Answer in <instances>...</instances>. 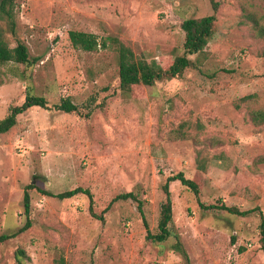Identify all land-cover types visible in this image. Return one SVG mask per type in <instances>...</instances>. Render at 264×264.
I'll return each instance as SVG.
<instances>
[{"label": "rangeland", "instance_id": "rangeland-1", "mask_svg": "<svg viewBox=\"0 0 264 264\" xmlns=\"http://www.w3.org/2000/svg\"><path fill=\"white\" fill-rule=\"evenodd\" d=\"M11 9L37 61L0 63V121L28 93L49 109L28 110L0 135V236H14L0 243V264H264V123L252 120L264 111V0H15ZM214 14L213 37L182 76L120 87L113 40L168 68L184 55L182 23ZM0 31L15 47L3 18ZM71 31L109 47L76 49ZM66 98L77 112L55 109ZM180 172L199 195L172 182L171 235L152 242L164 185ZM77 188L93 203L57 197ZM129 192L148 226L137 202L113 201Z\"/></svg>", "mask_w": 264, "mask_h": 264}, {"label": "trees", "instance_id": "trees-1", "mask_svg": "<svg viewBox=\"0 0 264 264\" xmlns=\"http://www.w3.org/2000/svg\"><path fill=\"white\" fill-rule=\"evenodd\" d=\"M15 0H0V18H3L9 22V28L12 36L15 38V47H11L8 41L5 39L3 32L0 31V63L14 62L21 65H31L37 60H31L28 47L26 43L19 40L16 36V24L14 22L12 6ZM213 8L215 12L218 11L219 4L213 3ZM216 22L215 14L212 16L204 17L201 19H187L182 23V29L185 32V43H184V55L177 57L168 68L160 66L157 62L148 60H138L134 52L123 44L121 41L115 39L113 44H115L116 51L119 57V81L120 87L124 91L131 90L137 86H148L153 87L157 82L163 80L174 79L183 75V73L194 66L192 60L190 59L193 55H198L205 51L211 38L214 34V26ZM262 36H264V31H261ZM70 41L76 49L83 50L85 52H95L102 48H108L109 44L107 42L100 43L98 37L95 34L71 31L69 33ZM39 107L43 109H49L48 102L44 97L35 96L30 93L26 95L25 101L20 106H14L10 108V113L8 116L0 121V135L6 134L12 128L17 125L18 116L26 113L28 110ZM55 109L64 113H74L78 111V106L75 105L70 98L62 99L61 102L55 105ZM252 120L254 122L264 123V111H256L252 113ZM180 182L181 185L193 191L197 196L199 195V185L186 178L184 173L180 172L177 174H172L167 179L164 185V192L166 194V200L161 208V218L159 221V233L152 234L148 228V240L156 243H164L168 240L171 235L170 225L173 223V202L170 192V184L172 182ZM33 186H30L32 188ZM79 194H84L88 196L91 204L93 203V196L89 190H84L82 188H77L72 191L64 192L59 194L57 197L59 199H67L75 197ZM49 195V194H48ZM120 200H133L138 203V209L140 213L144 216L143 201L139 200L138 196L133 192L125 193L117 196L113 201ZM230 213L247 216L255 210H249L240 212L236 208H225ZM24 210L28 217V223L26 227L30 226L29 216L31 214V199L29 193L24 195ZM93 214V206L90 208ZM261 215V249L264 252V214L260 211ZM102 219V218H100ZM144 221L146 226H148L147 221L144 216ZM14 236L4 235L0 236V243L11 239ZM176 250L182 252L186 255L180 243L176 246Z\"/></svg>", "mask_w": 264, "mask_h": 264}]
</instances>
